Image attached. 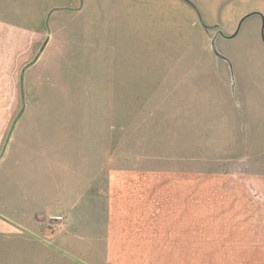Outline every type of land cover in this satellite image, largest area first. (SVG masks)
I'll use <instances>...</instances> for the list:
<instances>
[{
    "label": "rangeland",
    "instance_id": "rangeland-1",
    "mask_svg": "<svg viewBox=\"0 0 264 264\" xmlns=\"http://www.w3.org/2000/svg\"><path fill=\"white\" fill-rule=\"evenodd\" d=\"M5 5L26 13V0H0L1 13ZM38 8L47 33L35 74L45 88L31 106L45 113L47 158L63 159L64 204L76 199L72 159H93L95 170L111 159L112 168L218 171L229 162L218 156L231 151L225 129L237 134L233 164L264 176V159H255L264 144V0H41ZM56 217L47 230L61 229ZM38 241L25 256L0 244V264H68Z\"/></svg>",
    "mask_w": 264,
    "mask_h": 264
},
{
    "label": "crops",
    "instance_id": "crops-1",
    "mask_svg": "<svg viewBox=\"0 0 264 264\" xmlns=\"http://www.w3.org/2000/svg\"><path fill=\"white\" fill-rule=\"evenodd\" d=\"M26 3L25 14L7 5L0 12V244L11 246L7 252L17 244L25 256L37 235H47L40 249L68 264H264V176L233 164L239 144L227 129L231 151L218 159L229 162L218 171L112 168L111 159L95 170L93 159H72L76 199L64 204L63 159L47 158L45 113L31 106L45 88L35 68L47 13L41 0ZM224 131L218 126V137ZM261 156L264 144L255 159ZM56 216L64 218L61 229L47 230Z\"/></svg>",
    "mask_w": 264,
    "mask_h": 264
},
{
    "label": "water",
    "instance_id": "water-1",
    "mask_svg": "<svg viewBox=\"0 0 264 264\" xmlns=\"http://www.w3.org/2000/svg\"><path fill=\"white\" fill-rule=\"evenodd\" d=\"M245 18H246V17H245ZM245 18H243V19L241 20L240 24L242 23V21H243ZM212 49H213V51H215V48H214V47H212Z\"/></svg>",
    "mask_w": 264,
    "mask_h": 264
},
{
    "label": "built area",
    "instance_id": "built-area-1",
    "mask_svg": "<svg viewBox=\"0 0 264 264\" xmlns=\"http://www.w3.org/2000/svg\"><path fill=\"white\" fill-rule=\"evenodd\" d=\"M54 219H55V220H59V218H58V217H55Z\"/></svg>",
    "mask_w": 264,
    "mask_h": 264
}]
</instances>
